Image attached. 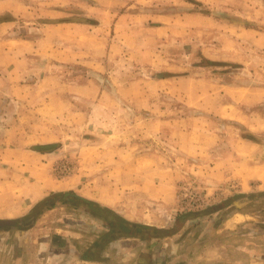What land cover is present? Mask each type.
<instances>
[{
    "label": "rangeland",
    "instance_id": "obj_1",
    "mask_svg": "<svg viewBox=\"0 0 264 264\" xmlns=\"http://www.w3.org/2000/svg\"><path fill=\"white\" fill-rule=\"evenodd\" d=\"M98 1L78 9L92 15L89 66L69 55L78 46L68 38L46 33L39 15L48 4L28 0L27 16L17 8L0 14L2 43L8 36L39 45L21 54L27 46L5 53L3 44L0 52V218L23 216L29 226L44 192L52 201L65 188L98 198L120 193L146 213L170 215L176 232L190 220L182 240L193 251L212 230L208 220L246 211L249 220L218 233V252L264 255V0H123L127 40L110 34L113 16L99 32ZM153 10L171 20V36L161 41L147 34L159 24L149 19ZM48 143L57 145L35 148ZM65 193L66 204L84 203ZM58 207L46 215L48 235L84 217ZM90 223L75 227L99 235Z\"/></svg>",
    "mask_w": 264,
    "mask_h": 264
},
{
    "label": "crops",
    "instance_id": "obj_2",
    "mask_svg": "<svg viewBox=\"0 0 264 264\" xmlns=\"http://www.w3.org/2000/svg\"><path fill=\"white\" fill-rule=\"evenodd\" d=\"M39 1L43 5L48 4V8H43L39 15L49 22L46 28H50V30L46 33L59 38L57 42L60 41V43H63V39L68 38V45L72 46L74 43L73 47L78 46L76 48L68 46L70 47L67 48L69 55H73L76 58L79 57L82 59L81 62L87 66L93 65L91 55L95 49H93V39L90 31L92 24L86 20L91 18L92 15H86V12L78 13L79 8L85 10L87 4L91 6L92 0L78 1L77 5L79 7L77 8L79 10L75 8V0H53L50 2L51 4L47 2L48 0ZM122 1L115 0V3L110 2L109 7V0H99V11L102 19L97 25L101 26L99 28V32H101V29H106L104 23L106 19L108 20V16H113L110 34L119 39L120 37H126L127 40L133 33L130 26H127V30L121 31V23L125 18L124 12H122L123 9L119 7ZM200 1L205 2L206 0ZM68 2H73L74 4L65 8V6H68ZM139 2H147L148 4V0H132L129 5L132 4L131 6H133ZM81 3L83 7L80 5ZM28 5V0H0V14L12 12L17 8L20 17L27 16ZM43 5L41 6L44 7ZM159 10L148 12L149 19L156 20L159 24L147 26L146 30L147 34L149 33L153 39L161 41L171 36L172 29L171 25L168 24L171 20H168L164 14H158L157 11ZM190 16L191 14L183 16L187 22L186 24L191 20ZM6 23V20L0 23V27ZM50 25L51 27H49ZM83 28L88 29V32L77 34L78 30ZM129 33L132 34L129 35ZM99 35V39L105 40L107 46L109 36L101 33ZM14 40L16 39L8 36L3 43L0 40V52L3 49V44L4 49L7 48L3 50L5 53L8 51H20V49L13 50L12 46H20L21 48L27 46L22 48L21 54L33 50L30 45H36L34 43L31 44L28 39L16 40L20 43L13 45L11 42ZM107 51L108 49H105L104 55L107 54ZM51 190L56 189L53 188ZM66 190L73 191L74 194L69 193L71 194L70 197H77L84 203L77 204L71 199L75 204H66L67 202H64L66 201L65 195H58L55 206L45 209L27 227H25L23 222V216L16 219L5 218L13 219L14 222L0 226V264H264V255L255 251L253 253L250 248L244 247V250L248 251H243L244 253L239 258L218 252V233L226 229L232 230L234 226L249 220L251 216L246 211H236L227 214L226 218L221 221H216L214 217L208 220L211 226L209 229L212 228V230H207L208 233L206 234L209 235L195 243L197 249L193 251L191 250L192 246H194L193 243L188 244L182 240V235L189 229L187 224H189L190 220H187L181 226L182 228L179 232H176L170 228V215L169 217L164 216L165 213L162 214L163 216L159 215L157 208L149 209L148 213H146L145 208L139 206L138 203L133 204L130 199L127 201L123 197L125 196L124 194L120 195V193H117L115 197L102 192L98 198L84 191L81 192L76 188L72 190L59 189L60 192H63L62 194L68 192ZM48 194L49 192L41 193L37 200L44 199ZM147 194L143 197L146 198V201L151 200V197H149L151 193ZM128 196L131 198L136 195L134 193L126 194V197ZM58 206H61V208L66 206L67 209L80 211L84 217L76 221L68 219L67 226L59 225L54 228L55 231L52 235H48L47 228L50 226L45 225L46 215L50 212H56L59 208ZM90 222L94 223L95 230L98 228L97 232H99V235L90 236L85 234V227H75L81 226V224H90L92 227L93 225ZM217 222H219L218 225ZM48 224L50 223L48 222ZM139 224L154 228L150 231L151 235L141 237ZM122 228H125L127 233L120 232ZM79 231H82L83 234ZM204 234L203 232L200 236L203 237ZM209 239L212 240L211 246L209 241H207ZM222 240L220 239L219 242Z\"/></svg>",
    "mask_w": 264,
    "mask_h": 264
},
{
    "label": "trees",
    "instance_id": "obj_3",
    "mask_svg": "<svg viewBox=\"0 0 264 264\" xmlns=\"http://www.w3.org/2000/svg\"><path fill=\"white\" fill-rule=\"evenodd\" d=\"M1 20V19H0ZM57 144L56 143H48V144H40L35 146L36 149L40 150L42 153L47 152V151H51ZM66 193H71L74 194L73 191H68ZM62 194L60 193H52V196H56V195ZM57 195V196H58ZM51 197H46L40 201H38L35 206L33 207L32 212L28 215H32L33 219H35L37 216H39L45 209H49L52 208L53 206H55L56 200L54 201L51 200ZM85 200V199H84ZM52 201V202H51ZM87 201V200H86ZM26 217V216H25ZM123 219V218H122ZM124 220V219H123ZM125 221V220H124ZM139 228H140V236L141 237H145V236H150V231L154 228H151L148 225L145 224H139ZM122 233H127V231L125 230V228H122V230L120 231Z\"/></svg>",
    "mask_w": 264,
    "mask_h": 264
},
{
    "label": "water",
    "instance_id": "obj_4",
    "mask_svg": "<svg viewBox=\"0 0 264 264\" xmlns=\"http://www.w3.org/2000/svg\"><path fill=\"white\" fill-rule=\"evenodd\" d=\"M216 64H221V63H216ZM13 222H14L13 219H0V226L5 225V224H12Z\"/></svg>",
    "mask_w": 264,
    "mask_h": 264
}]
</instances>
